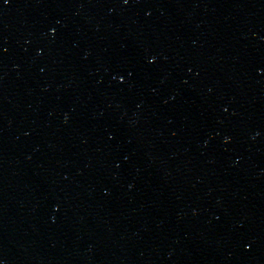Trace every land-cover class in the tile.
<instances>
[{
    "label": "water",
    "instance_id": "obj_1",
    "mask_svg": "<svg viewBox=\"0 0 264 264\" xmlns=\"http://www.w3.org/2000/svg\"><path fill=\"white\" fill-rule=\"evenodd\" d=\"M0 264H264V0H0Z\"/></svg>",
    "mask_w": 264,
    "mask_h": 264
}]
</instances>
